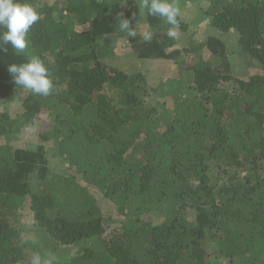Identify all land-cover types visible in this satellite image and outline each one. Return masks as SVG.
<instances>
[{"label":"trees","instance_id":"16d2710c","mask_svg":"<svg viewBox=\"0 0 264 264\" xmlns=\"http://www.w3.org/2000/svg\"><path fill=\"white\" fill-rule=\"evenodd\" d=\"M181 1L205 3L193 22L234 35L261 70L236 75L216 34L180 44L187 19L170 38L162 19L139 15L138 0H29L41 13L29 46L0 49V101L18 97L0 113V135L44 129L35 148L0 143V264L36 254L15 221L26 207L43 239L73 245L60 264H264V0ZM119 19L145 24L152 40L120 32ZM109 37L177 71L152 85L114 64ZM33 55L50 69L48 96L17 87L7 71ZM51 156L74 172L52 170Z\"/></svg>","mask_w":264,"mask_h":264},{"label":"rangeland","instance_id":"374dc122","mask_svg":"<svg viewBox=\"0 0 264 264\" xmlns=\"http://www.w3.org/2000/svg\"><path fill=\"white\" fill-rule=\"evenodd\" d=\"M58 0H40L41 3H57ZM205 3H196V2H188L181 1L178 3V6L181 10V17L184 18L188 24L191 26L188 29L186 34H183L179 38L180 44L190 43L188 37L191 35V40L195 42L199 40V42H204L206 37L209 35L216 34L215 30L212 28H208L207 21L197 24L193 22L194 19H198L202 16L200 12V6H204ZM79 25V24H78ZM79 27L84 28V26L79 25ZM134 30L138 34H142L146 31L145 24H137L134 27ZM136 35V36H137ZM218 38L221 37L226 44V52L228 60H230L231 67L233 72L241 77H247L251 74H254L261 70V63L251 55L240 50L237 40L232 34H216ZM134 36V37H136ZM132 36V38H134ZM103 46L106 47L108 52V56L112 59L114 64L117 67L123 68L129 72H138L141 71L145 74L148 81L152 85H156L160 80L164 78L174 75L177 71L176 64L171 60H156V59H139L135 56L133 50L131 49L130 41L128 39H120V38H106L102 41ZM203 57L206 61H209L211 64H215L218 62L216 56L211 55L208 50L204 49ZM17 96V95H16ZM17 98L18 97H9L3 101H0V113L4 111H8L9 113L12 110L16 109L17 106ZM47 114L43 113L42 117H46ZM40 123L35 127H27L21 129L18 134L13 135L10 134L5 137V135H0V143H12L16 147H29L35 148L38 143V133L43 131V129H39ZM37 136V138H36ZM49 152L52 153L50 148ZM52 161V170L59 172H67L73 173L74 170H71L66 165H62L60 159L51 156ZM90 190L96 194L100 203L104 207V211L106 212V217L115 218V208L111 206L108 202H106L102 195L98 192V190L94 189V187H90ZM15 221L19 223L21 229L24 230V238L26 239V244L28 245L31 251H34L36 254L39 253L42 257H47L49 255L55 256V264L56 263H66L70 260L69 257H72L75 249L73 245L61 246L59 243L55 244L52 240L43 239L40 233L37 230H33L32 225V211L29 210L28 207L24 208L22 211H19L15 215ZM106 222L110 224L112 220L110 218L106 219ZM43 236H46L43 234ZM41 240V243L39 242Z\"/></svg>","mask_w":264,"mask_h":264},{"label":"clouds","instance_id":"9594fccd","mask_svg":"<svg viewBox=\"0 0 264 264\" xmlns=\"http://www.w3.org/2000/svg\"><path fill=\"white\" fill-rule=\"evenodd\" d=\"M137 9L142 17H159L167 25V36L176 38L179 33L181 10L176 0H138ZM40 11L29 0H0V49L7 51L11 45L18 52H23L30 43V29L40 19ZM121 15H123L121 13ZM118 30L127 36H136L128 19H119ZM153 31L146 30L142 39L149 42ZM7 71L17 87H23L34 95L48 96L54 91V82L49 67L39 56H31L27 62L7 65ZM55 256L42 257L39 253L32 256L30 264H55Z\"/></svg>","mask_w":264,"mask_h":264}]
</instances>
